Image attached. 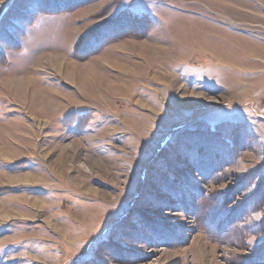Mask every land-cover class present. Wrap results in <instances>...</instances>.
Wrapping results in <instances>:
<instances>
[{"label":"rangeland","instance_id":"obj_1","mask_svg":"<svg viewBox=\"0 0 264 264\" xmlns=\"http://www.w3.org/2000/svg\"><path fill=\"white\" fill-rule=\"evenodd\" d=\"M0 264H264V0H0Z\"/></svg>","mask_w":264,"mask_h":264},{"label":"bare ground","instance_id":"obj_2","mask_svg":"<svg viewBox=\"0 0 264 264\" xmlns=\"http://www.w3.org/2000/svg\"><path fill=\"white\" fill-rule=\"evenodd\" d=\"M138 56L140 58H143V63L146 65L150 62L157 61L158 63H161L162 61H159L162 53H149L148 48L146 45H139L138 46ZM176 54V53H175ZM178 54V53H177ZM210 54V53H209ZM158 55V56H155ZM208 55V53H207ZM205 56V55H204ZM44 61L46 63H50V67L56 68L58 71L62 69L60 72H64V68L66 65H69L71 67H75L74 64L68 63L67 60L64 57L61 56H52L51 54L44 55ZM102 62L107 61V59H101ZM81 67H85V71L83 72H77L76 69L73 68L69 69V71H65L64 78H66L69 82L72 84H75L77 88H79V91L82 94H87L88 89L92 88H98L105 86L107 89H111L113 91H119L122 86L121 85H112L106 82V79L99 73V70L95 67V65H83ZM67 69V68H66ZM127 69V68H126ZM75 71V72H74ZM33 77H26V78H19V76L10 77L5 83V87L7 90H11L13 92V95L19 96L20 94L23 96L24 99H29L31 102L38 104L39 106L42 104L45 105H52V102L49 101L45 96H43L38 90L35 88H32V82ZM91 86H90V85ZM12 86V87H10ZM34 87V86H33ZM11 88V89H10ZM32 89V90H31ZM91 96L90 94H87V97ZM198 96V95H197ZM200 97V96H198ZM40 98V100H38ZM60 104H58L59 106ZM142 106H146L144 103L141 104ZM54 106V104H53ZM204 149V148H203ZM200 160V159H199ZM18 177V178H16ZM13 177L15 180H19V182L22 183H30L33 182V180L28 176H16ZM260 198V197H259ZM15 213H11V215H14ZM5 217H9V213H4Z\"/></svg>","mask_w":264,"mask_h":264}]
</instances>
